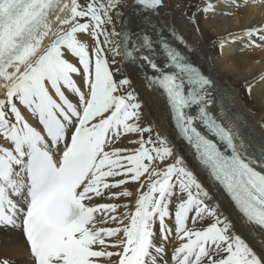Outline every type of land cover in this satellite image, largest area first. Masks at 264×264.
I'll return each mask as SVG.
<instances>
[{"label": "bare ground", "instance_id": "bare-ground-1", "mask_svg": "<svg viewBox=\"0 0 264 264\" xmlns=\"http://www.w3.org/2000/svg\"><path fill=\"white\" fill-rule=\"evenodd\" d=\"M64 33L69 39L54 48ZM165 49L208 77L205 99L196 104L220 120L241 157L264 171V0H63L0 71L3 261L34 264L20 219L28 203L25 160L36 146L58 163L77 151L94 154L73 194L98 210L82 233L60 244L53 263L264 264V233L194 160L162 94L146 81L167 67ZM15 96L17 117L6 130L5 101ZM144 198V242L132 263ZM169 246L178 250L166 255Z\"/></svg>", "mask_w": 264, "mask_h": 264}, {"label": "rangeland", "instance_id": "rangeland-1", "mask_svg": "<svg viewBox=\"0 0 264 264\" xmlns=\"http://www.w3.org/2000/svg\"><path fill=\"white\" fill-rule=\"evenodd\" d=\"M236 1V0H235ZM161 4H158V6H160ZM74 9V7H72V10ZM71 9L69 10V13H70V11H71V15L69 16V18H73V16H74V12L72 11ZM73 12V13H72ZM138 17V15H136L135 16V18H137ZM111 38L112 39H115V35H114V33L113 34H111ZM91 57H92V54H89ZM83 75V74H82ZM82 77V76H81ZM82 80H84V78H81V81ZM81 84H82V86L84 85L82 82H81ZM5 105L8 107L7 108V121L5 122V124H4V126H5V128L4 129H6V130H8V128H10V126L12 125V120H14L17 116H16V114L17 113H14V110H16L15 108H17V107H19V103L20 102H17V97L15 96V97H13V99L10 101V102H6L5 101ZM79 106H81V104H80V102H78L77 103ZM12 110H13V112H12ZM14 114V115H13ZM11 115H12V117H11ZM1 132V131H0ZM0 138H1V135H0ZM174 204V203H173ZM87 234H90L89 233V231L87 232ZM171 244H173V243H171ZM170 244V245H171ZM74 247V245L73 244H71V245H69L68 247H67V249H72ZM169 249H167L166 251H164V253H166V255H168V254H171V253H173V252H175V251H177L178 250V248H172V249H170V246L168 247ZM4 260V258L3 257H1L0 258V264H8V262L7 261H3ZM160 261H162V260H159V262ZM159 264H161V263H159ZM162 264H164L163 262H162Z\"/></svg>", "mask_w": 264, "mask_h": 264}, {"label": "water", "instance_id": "water-1", "mask_svg": "<svg viewBox=\"0 0 264 264\" xmlns=\"http://www.w3.org/2000/svg\"><path fill=\"white\" fill-rule=\"evenodd\" d=\"M70 37L69 33H64L58 37H56L53 41H52V46L54 48H58L61 45H63Z\"/></svg>", "mask_w": 264, "mask_h": 264}]
</instances>
